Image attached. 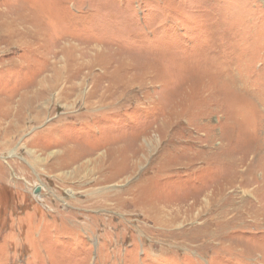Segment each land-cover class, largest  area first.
<instances>
[{"label": "rangeland", "instance_id": "obj_1", "mask_svg": "<svg viewBox=\"0 0 264 264\" xmlns=\"http://www.w3.org/2000/svg\"><path fill=\"white\" fill-rule=\"evenodd\" d=\"M0 264H264V0H0Z\"/></svg>", "mask_w": 264, "mask_h": 264}, {"label": "water", "instance_id": "obj_2", "mask_svg": "<svg viewBox=\"0 0 264 264\" xmlns=\"http://www.w3.org/2000/svg\"><path fill=\"white\" fill-rule=\"evenodd\" d=\"M40 191H41V187L40 186L36 187L33 192L34 196L38 195Z\"/></svg>", "mask_w": 264, "mask_h": 264}]
</instances>
